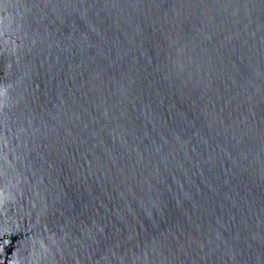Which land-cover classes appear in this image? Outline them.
<instances>
[{"label": "water", "instance_id": "water-1", "mask_svg": "<svg viewBox=\"0 0 264 264\" xmlns=\"http://www.w3.org/2000/svg\"><path fill=\"white\" fill-rule=\"evenodd\" d=\"M0 264H264V0H0Z\"/></svg>", "mask_w": 264, "mask_h": 264}]
</instances>
